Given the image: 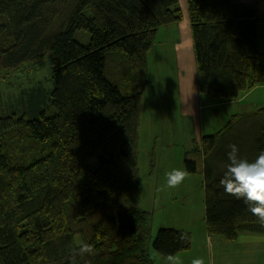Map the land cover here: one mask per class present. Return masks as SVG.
Returning a JSON list of instances; mask_svg holds the SVG:
<instances>
[{
	"label": "trees",
	"instance_id": "16d2710c",
	"mask_svg": "<svg viewBox=\"0 0 264 264\" xmlns=\"http://www.w3.org/2000/svg\"><path fill=\"white\" fill-rule=\"evenodd\" d=\"M187 5L199 93L224 103L264 85L257 7ZM181 19L178 0H0V72L53 62L51 114L40 87L20 93L19 105L28 95L24 111L0 108V264H72L71 250L84 243L94 254L76 264H155L151 249L164 259L192 250L182 229L161 227L152 237L139 167L149 53L158 30ZM194 144L203 167L187 158L184 170L203 178L208 236L234 243L242 233L264 235L243 200L219 183L229 145L249 161L264 151V124L233 115Z\"/></svg>",
	"mask_w": 264,
	"mask_h": 264
},
{
	"label": "rangeland",
	"instance_id": "374dc122",
	"mask_svg": "<svg viewBox=\"0 0 264 264\" xmlns=\"http://www.w3.org/2000/svg\"><path fill=\"white\" fill-rule=\"evenodd\" d=\"M264 25V24H263ZM263 28V27H262ZM261 45L264 48V28L261 31ZM153 56V55H152ZM152 59V58H151ZM153 65V64H152ZM153 80H155L153 87L151 88L150 96L153 102L160 103L162 106L161 111L156 108L158 117L160 116L159 126V142L160 145L166 148L165 155L169 158L172 165L181 167L184 170L185 159L196 160L198 165L202 166V156L194 153V139L199 142V136L202 137L213 135L221 131L230 121L233 115H239L246 106L243 103L224 102L219 103L212 101L208 96L202 95V103L199 104L200 110L198 114L185 113L180 111L177 104V88L174 87L176 81L174 78L171 80H161V76L156 71L152 70ZM166 76L171 78L170 72L165 71ZM53 74V62L51 58L46 57L43 60L34 63L22 65L19 71L13 72H0V108L6 113H10L13 110L17 112L24 111L27 108L28 95L25 96L24 106L19 105L18 97L23 90L38 88L46 95L45 108L47 114L53 112V106L51 104L49 94L53 91L52 83ZM34 88V89H35ZM175 88V89H174ZM174 89V90H173ZM161 91H163L161 93ZM174 92L171 95V102H164L162 95L164 93ZM31 92L28 91L27 93ZM242 124H247L244 122ZM147 124L142 126V138L140 140V174L144 181V191L142 195V208L151 213V233L152 237H155L158 229L175 228L185 229L191 234L195 233L197 237L202 234L205 235V202H204V190L202 184L201 174L190 175L189 180V192L182 195L179 192L176 195L164 202H159L157 206L154 205V186L153 179L149 177V162L146 159L144 148L147 144L146 135L148 129ZM244 125L238 128L237 132L242 134ZM155 147L151 148L150 154ZM156 164L158 160L159 150L155 149ZM179 188V185L176 186ZM162 195V194H160ZM247 233V232H246ZM243 233V234H246ZM194 237V235H193ZM221 237V236H220ZM227 241V240H226ZM229 242V241H228ZM229 243V250L233 252L235 248L242 249L247 244V240L242 237L241 241H237L232 244ZM240 243V244H239ZM193 244V243H192ZM197 244V242H196ZM239 244V245H236ZM194 252L197 250L195 242L192 245ZM151 255L155 264H167L169 259H164L158 256L153 249H151ZM196 259H198L196 257ZM204 264H209V258L199 257ZM192 263L191 259L189 262Z\"/></svg>",
	"mask_w": 264,
	"mask_h": 264
},
{
	"label": "crops",
	"instance_id": "0c3cea01",
	"mask_svg": "<svg viewBox=\"0 0 264 264\" xmlns=\"http://www.w3.org/2000/svg\"><path fill=\"white\" fill-rule=\"evenodd\" d=\"M237 1L244 4L255 5L259 14L264 16V0ZM178 5L182 12L181 21L174 25L161 27L157 32L156 42L149 53L148 61L151 84L146 91L142 103L140 140L142 138V126L143 124H147L146 128L148 129V132L146 139L148 142L144 148V153L146 154V159L149 164L151 148L155 147L156 150H159L157 164L152 174H150V167L148 172L149 177L153 179V186L155 188V206H157L160 201L164 202L173 198L176 194H187V190L188 192L190 190L188 182L193 180H189L190 175H187L184 181L179 184V188L169 187L167 184L169 172L173 169H183L170 163L169 158L165 155L166 148L161 146L159 142L160 126L158 124L161 114L158 117L156 108L160 112L162 106L160 103L158 104L153 102L150 96L151 88L155 82V80H153L152 70L156 69L159 76H161V80L163 79L164 81H167L174 78L176 84L174 83L173 85L177 88V104L180 111L187 114L192 112L194 115H197L199 113L198 110H200V107L198 106L202 103L203 98L202 94H200L198 90L196 59L187 0H178ZM262 27L264 28V25L260 27L259 31V46L260 50L264 53V48H262L261 45ZM165 71L170 72L169 74L171 75V78L166 76ZM162 92L163 91H161V93ZM171 95H174V92L168 91V93H164L162 95L164 102H171ZM231 102L237 104L243 103L246 107L240 111V114L255 115L257 117L258 124H264V111H261L264 108V85L253 88L252 90L244 93L238 100ZM201 138L202 136L200 135L199 139ZM194 141L197 140L194 139ZM196 155L201 154L197 153ZM196 163L197 165L199 164L198 161H196ZM201 164L202 166L198 165L200 169L203 167V156ZM201 180L203 184V178H201ZM177 195L175 198H177ZM182 230L188 231L185 229ZM196 236L197 234H192L193 244L195 242V246H197L196 252H194L193 247L191 251L180 253L173 258H170L167 264H192L187 263L189 262V259L193 262L196 257L199 258L206 256L209 258V264H264V235L242 233L237 241H241L242 237H244L247 240V244L242 249L235 248L233 252L229 250L228 245L230 242L226 241L223 237H210L205 232V235L201 233V235L197 237L196 241Z\"/></svg>",
	"mask_w": 264,
	"mask_h": 264
},
{
	"label": "clouds",
	"instance_id": "9594fccd",
	"mask_svg": "<svg viewBox=\"0 0 264 264\" xmlns=\"http://www.w3.org/2000/svg\"><path fill=\"white\" fill-rule=\"evenodd\" d=\"M229 161L219 181L224 192L236 199H242L252 215L258 222L264 225V151H261L254 161L242 158L236 144L228 146ZM188 175L187 170L173 169L168 173L167 184L176 187L181 184ZM94 254V247L89 243L82 244L79 249L71 250L70 259L76 264V258ZM192 264H204L202 259L193 260Z\"/></svg>",
	"mask_w": 264,
	"mask_h": 264
}]
</instances>
